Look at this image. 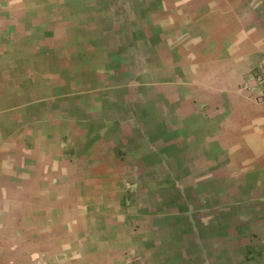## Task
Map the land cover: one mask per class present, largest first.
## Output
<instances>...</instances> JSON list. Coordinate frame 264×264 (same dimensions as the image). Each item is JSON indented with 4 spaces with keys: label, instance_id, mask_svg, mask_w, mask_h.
Instances as JSON below:
<instances>
[{
    "label": "crops",
    "instance_id": "1",
    "mask_svg": "<svg viewBox=\"0 0 264 264\" xmlns=\"http://www.w3.org/2000/svg\"><path fill=\"white\" fill-rule=\"evenodd\" d=\"M264 0H0V264H264Z\"/></svg>",
    "mask_w": 264,
    "mask_h": 264
},
{
    "label": "built area",
    "instance_id": "2",
    "mask_svg": "<svg viewBox=\"0 0 264 264\" xmlns=\"http://www.w3.org/2000/svg\"><path fill=\"white\" fill-rule=\"evenodd\" d=\"M251 79L256 83V99L264 100V59L259 64L256 72L252 74Z\"/></svg>",
    "mask_w": 264,
    "mask_h": 264
}]
</instances>
